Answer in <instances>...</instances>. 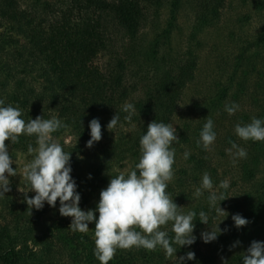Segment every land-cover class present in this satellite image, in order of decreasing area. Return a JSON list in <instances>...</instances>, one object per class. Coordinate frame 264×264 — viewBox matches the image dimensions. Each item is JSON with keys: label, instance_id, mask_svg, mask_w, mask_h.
Segmentation results:
<instances>
[{"label": "trees", "instance_id": "1", "mask_svg": "<svg viewBox=\"0 0 264 264\" xmlns=\"http://www.w3.org/2000/svg\"><path fill=\"white\" fill-rule=\"evenodd\" d=\"M227 1L199 0L196 6L202 13L201 21L208 23L219 19ZM163 5L164 0H35L24 8L21 0H0V19L7 21L8 35L19 33L26 42L25 54L18 56L22 59L1 64V75L7 76L8 81L13 76L16 81L12 90L3 91L5 96L0 93V100L5 105L19 106L26 120L37 116L57 117L66 124L57 134L69 131L86 143L90 139L89 122L93 118L99 120L102 141L93 144L87 159L81 160L72 154L70 161V175L83 183L89 193L105 189L111 177L116 176L114 171L118 164L129 160L139 162V141L147 125L154 120L172 124L178 98L184 87L194 80V62L177 60L170 53L159 54L157 40L155 49L153 39L148 44L149 50L144 51L141 31L147 21L146 10L151 6L159 11ZM255 7L264 15V0H256ZM172 10L178 11L176 4ZM112 30L122 39L118 48H115ZM259 30L253 38L254 43L247 44V49L258 50L261 60L258 65L253 62L247 65V111L236 113L235 117H224L222 111L228 101L221 95L223 102L216 97L208 98L200 104L196 120H186L175 126L179 137L172 144L175 161H178L177 155L182 154L183 158L174 163L175 180L169 182L166 191L177 205L185 202L184 212L194 210L197 213L193 222L200 237L213 225L215 229L219 224L221 230L214 241L204 243L202 240L205 248H201L197 237L190 246L179 248L177 245V258L189 251L195 253V259L186 264H221L219 259L226 253L232 255L229 264H243L242 255L246 254L251 242L264 239V141H243L234 131L237 123H250L253 117L264 119V25ZM166 34L171 35L169 31ZM16 42L13 37L8 38L10 45ZM110 51L116 52L112 66L100 67L97 60ZM132 67L137 70L138 85L144 88L152 82V90H145L147 101H139L133 105V110L125 112L129 97L125 73ZM149 75H152L150 79ZM6 84L4 80L3 90ZM115 112L120 120L109 130L107 124ZM207 116L214 121L216 149L214 143L208 150L197 144ZM133 123L135 131L125 134L122 128ZM231 142L243 147L247 157L231 161L235 164V175L228 181V198L220 202V207L228 213L226 216L218 215L210 207V190H204L199 198L194 193L205 172L210 174L214 190L223 181L228 171L222 159L230 155ZM214 149L219 154L217 161L213 158ZM185 151L190 153L188 159H184ZM188 204L190 209L186 208ZM200 211L207 214L208 225L199 221ZM234 214L249 221L245 229L234 226L230 219ZM163 227L170 236L174 235L171 223ZM14 229L13 234L9 230L0 234V264H100L94 254L82 259L67 244L64 234L53 232V239H47L45 234L38 238L33 231ZM32 241L41 243L40 251L27 250ZM237 241L239 244L232 247ZM176 257H166L164 250L146 254L134 247L118 249L109 264H177Z\"/></svg>", "mask_w": 264, "mask_h": 264}, {"label": "clouds", "instance_id": "2", "mask_svg": "<svg viewBox=\"0 0 264 264\" xmlns=\"http://www.w3.org/2000/svg\"><path fill=\"white\" fill-rule=\"evenodd\" d=\"M132 108L133 105L127 104L123 111L128 112ZM239 108V104L235 102L225 105V111L229 115L235 114ZM119 120L120 117L115 112L107 128H115ZM65 127L66 124L57 117L44 119L43 116H37L25 121L19 106L5 105L0 100V197L11 191L9 177L17 175V169L12 167L16 161L10 158L5 141L13 144L19 141L21 135L35 136L38 147L34 149L31 144L28 145L27 152L32 159L22 170L30 185L28 191L35 193L31 198L25 196L27 205L39 210L44 207L45 202L55 207L59 200L58 211L61 216L72 218L69 228L74 232L87 233L89 224L95 222L94 255L100 264H109L118 249L135 247L155 251L160 248L170 258L173 255L176 257L177 250L182 246L195 243L193 221L197 213L194 210L182 211L183 207L178 206L166 191L174 177L175 148L172 144L179 140L175 126L156 120L149 123L146 132L140 137L139 162L127 173L121 172L111 177L108 186L100 192L96 208L87 211L79 206L81 197L77 184L70 175L71 153L64 151L52 135ZM89 128L90 139L86 146L91 148L102 138L99 120L93 118L89 122ZM234 131L243 141H264V119L253 117L250 123H237ZM215 140L214 121L207 116L197 144L208 150ZM228 151L233 155L234 161L247 157V151L236 142H231V149ZM183 155L184 159H188L190 153L185 151ZM229 187V182L224 180L214 190L213 180L205 172L194 195L199 198L204 190H210V207L218 215L227 216L228 213L220 207V202L228 198L226 192ZM232 220L237 228L249 223L240 214H234ZM199 221L208 225V217L204 211L199 212ZM169 223L174 233L172 236L163 227ZM218 225L215 229L210 227V231L201 233L204 243L214 241L221 234ZM237 244L239 241L232 247ZM194 259L195 253L191 251L176 257L177 264H186V261ZM242 262L264 264V241H252L246 254L242 255Z\"/></svg>", "mask_w": 264, "mask_h": 264}, {"label": "rangeland", "instance_id": "3", "mask_svg": "<svg viewBox=\"0 0 264 264\" xmlns=\"http://www.w3.org/2000/svg\"><path fill=\"white\" fill-rule=\"evenodd\" d=\"M34 1L21 0L24 8L33 4ZM198 2L199 0H178V3H176L175 0H164V5L159 11L150 6L146 10L147 21L141 31V43L145 47V52L149 50V42L155 39L152 42V47L155 49L157 40L159 54L162 52L170 53L177 60L185 62L188 59L196 65L194 80L184 87L178 98V110L172 122L173 126L180 125L186 120H196L200 113V104L212 97H216L223 102L221 95L228 101V105L235 102L240 106L239 110L233 115H229L225 110L222 111L224 117H235L236 113L246 112L247 65L252 62L258 65L261 61L258 59L257 49L254 47L247 49V44L254 43L253 38L257 36L259 29L264 25V15L255 7L256 0H228L225 8L221 11L220 18L208 23L201 21L202 13H199L200 10L196 6ZM175 4L178 11L172 10V6ZM6 24H8L7 21H0V67L3 63L10 64L22 59L18 56L19 54L24 55V48H26V42L19 33L12 32L8 35L6 29L8 25ZM167 31L171 33L170 36L166 34ZM111 33L114 36V42H116L115 48H118L121 46L122 39L114 30ZM10 36L17 41L14 45L8 43ZM115 56V51L107 52L104 56L99 57L97 63L102 68H108L112 66ZM136 73L135 67L128 69L125 73V84L129 90L126 104L134 106L139 101L148 100L146 91H148L147 88L151 89L152 86V82H149L148 86L144 88L141 85L139 86ZM152 75L154 76V74ZM152 75H149V79ZM3 77L4 75L0 73L1 94H3V91L9 92L16 81L13 76L10 77L9 81L7 76L4 79ZM4 80H7L8 84L3 90L1 84ZM3 96L5 95L3 94ZM35 118L30 117L27 120ZM23 119L26 120V117L24 116ZM122 129L125 134L133 133L135 131L134 123L124 126ZM52 135L62 145L64 151L71 153L70 161L72 154H76L81 160L87 159L86 156H88L90 148L86 146V142L79 140L69 131ZM5 144L8 147L10 158L16 161V164H13L12 167L17 169V175L9 177L11 191L0 197V234L6 230L11 231V234H13L15 227L20 228L21 231H33L38 238H42L45 234L47 239H53V236H51L53 232L55 235L64 234L67 244L72 246L82 259L92 256L95 249V222L89 224L87 233L74 232L69 228L72 218L61 216L58 211L59 200H57L55 207H51L45 202L44 207L39 210L34 207L30 208L26 203L25 196L31 198L35 193L28 191L30 185L24 178L22 170L24 165L32 159V156L27 152L28 145L31 144L34 149L38 147L36 137L21 135L17 142L21 146L18 147H14L15 145L11 144L10 141H5ZM214 144L216 149L217 144L215 142ZM215 149L213 150V158H216L217 161L219 154L216 153ZM76 151L79 152L76 153ZM177 156L178 159L176 160L178 161L175 162L179 163L183 157L182 154L180 157ZM232 160L234 158L231 154L227 159L226 157L222 159V161H226L227 166L224 165V169L228 171L223 181H229L235 175L236 168L234 169L235 164L231 163ZM135 163L136 161L131 162L129 160L124 164H118L114 171L115 175L121 172L127 173L135 167ZM81 177L86 178L85 175H81ZM173 179L175 180V176ZM75 182L81 197L79 202L81 209L85 211L95 209L100 198V192L103 189L100 188L93 193H89L88 188L83 183ZM183 204L185 205V202L178 203L179 206L183 207L182 211L185 208ZM190 207V204H188L186 208L190 209ZM96 215L98 217V213ZM246 226H242L240 229H245ZM210 230L211 228L203 232ZM193 235L200 240L201 248H205L206 246L202 244L200 235L195 230ZM259 241H264V239ZM32 242L28 243L27 250L40 251L42 248L41 243L39 241ZM139 249L146 254L163 251L160 248L155 251L144 248ZM231 256L230 253H226L224 257L221 256L219 261L222 260L221 264H225L226 261L229 264Z\"/></svg>", "mask_w": 264, "mask_h": 264}]
</instances>
